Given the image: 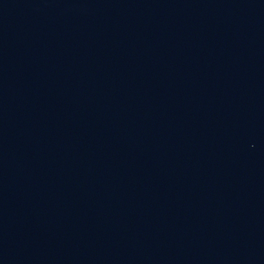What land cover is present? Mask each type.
Here are the masks:
<instances>
[{
  "label": "water",
  "instance_id": "95a60500",
  "mask_svg": "<svg viewBox=\"0 0 264 264\" xmlns=\"http://www.w3.org/2000/svg\"><path fill=\"white\" fill-rule=\"evenodd\" d=\"M0 264H264V0H0Z\"/></svg>",
  "mask_w": 264,
  "mask_h": 264
}]
</instances>
